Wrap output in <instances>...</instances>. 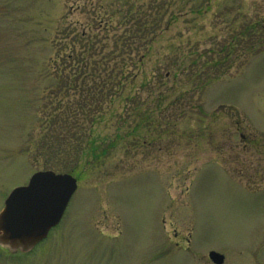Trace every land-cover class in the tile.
Returning a JSON list of instances; mask_svg holds the SVG:
<instances>
[{
  "label": "rangeland",
  "instance_id": "obj_1",
  "mask_svg": "<svg viewBox=\"0 0 264 264\" xmlns=\"http://www.w3.org/2000/svg\"><path fill=\"white\" fill-rule=\"evenodd\" d=\"M45 168L77 190L0 264H264V0H0V211Z\"/></svg>",
  "mask_w": 264,
  "mask_h": 264
},
{
  "label": "water",
  "instance_id": "obj_2",
  "mask_svg": "<svg viewBox=\"0 0 264 264\" xmlns=\"http://www.w3.org/2000/svg\"><path fill=\"white\" fill-rule=\"evenodd\" d=\"M77 188V180L69 173L53 170L36 172L27 186L16 188L0 213V244L11 250L33 247L56 225ZM217 263L224 255L212 251Z\"/></svg>",
  "mask_w": 264,
  "mask_h": 264
},
{
  "label": "trees",
  "instance_id": "obj_3",
  "mask_svg": "<svg viewBox=\"0 0 264 264\" xmlns=\"http://www.w3.org/2000/svg\"><path fill=\"white\" fill-rule=\"evenodd\" d=\"M100 110V108H97V110ZM93 111H95L96 112V109H92ZM98 110V111H99ZM95 112H89L90 114H92V115H95ZM47 139H49V138H44L42 141H41V148L40 149H44V148H51V149H53L54 150V152H55V149H56V147H57V140H55L54 138H53V140H55V141H53L52 143H50L49 144V142L48 141H46ZM40 146V145H39ZM50 152H53V151H50Z\"/></svg>",
  "mask_w": 264,
  "mask_h": 264
},
{
  "label": "flooded vegetation",
  "instance_id": "obj_4",
  "mask_svg": "<svg viewBox=\"0 0 264 264\" xmlns=\"http://www.w3.org/2000/svg\"><path fill=\"white\" fill-rule=\"evenodd\" d=\"M50 235H51V232L48 234V236L45 238V239H43L41 242H43L44 240H46L47 238H49L50 237ZM40 242V243H41ZM33 249L34 248H32V249H30V250H28V251H23V250H18V251H21V252H25V253H31L32 251H33ZM8 250V249H7ZM10 251V250H9ZM210 258V257H209Z\"/></svg>",
  "mask_w": 264,
  "mask_h": 264
}]
</instances>
